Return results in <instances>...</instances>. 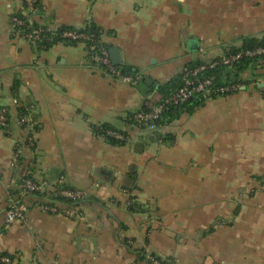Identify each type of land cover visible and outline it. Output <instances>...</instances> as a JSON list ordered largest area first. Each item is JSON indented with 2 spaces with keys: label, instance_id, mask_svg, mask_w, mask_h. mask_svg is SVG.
Masks as SVG:
<instances>
[{
  "label": "crops",
  "instance_id": "1",
  "mask_svg": "<svg viewBox=\"0 0 264 264\" xmlns=\"http://www.w3.org/2000/svg\"><path fill=\"white\" fill-rule=\"evenodd\" d=\"M40 2L34 24L91 22L117 48L118 65L141 78L104 76L82 43L39 48L13 37L9 18L20 1L0 0V105L10 122L0 128V253L19 264H264V59L242 72L238 91L153 131L129 121L185 64L263 35L264 0ZM20 106L34 122L32 146ZM101 124L127 139L107 142L93 130ZM29 170L50 182L62 174L89 198L72 217L32 203L23 221L6 225L8 193Z\"/></svg>",
  "mask_w": 264,
  "mask_h": 264
},
{
  "label": "built area",
  "instance_id": "2",
  "mask_svg": "<svg viewBox=\"0 0 264 264\" xmlns=\"http://www.w3.org/2000/svg\"><path fill=\"white\" fill-rule=\"evenodd\" d=\"M24 3L22 13L25 19H22L14 14L9 18L10 33L13 37H21L25 41L36 45L43 41L42 34L49 33V37L56 36L72 43H82L87 55V62L91 66H97L100 72L107 77L125 83L135 84L140 78V74H131L123 72L110 58L108 48L103 44V32L95 35L91 32H86L82 28H68L59 30L50 26L33 25L32 15L37 12V7L34 5L35 0H19ZM27 24L29 29L22 30V25ZM264 55V42L244 49H233L226 47L222 54L207 62L197 63L194 65L185 64L180 72V84L177 89L171 92L167 97L154 100L151 96L146 97L140 109L135 111L132 116V126L155 130L157 128L156 121L162 112L170 105H181L186 103L192 97L203 94H230L239 90V84L231 83L226 85H214V76L209 73L212 69L219 65L231 67L236 61L242 58L262 57ZM263 95H264V87ZM18 123L27 127L30 134L27 137L29 145L35 144V127L34 122L28 113H21L18 118ZM10 126L8 109L4 105H0V128L7 130ZM102 138L106 136L125 141L127 135L117 130L107 129L103 132H97ZM16 155H14L11 166L16 165ZM68 182L62 174H59L55 180L50 183L47 179L39 176L37 171L31 170L26 177L21 179L19 193H8V206L5 210L4 221L8 225L13 221H23L27 207L34 203L43 211L48 213H59L65 216L77 215V206L67 207L63 204H50L51 199H38L33 194L35 191L52 190L55 194L65 197L73 201H82L89 196L86 189L68 187ZM21 195V198H18ZM27 197H33V201H27ZM153 264H171L161 263L154 258H150ZM16 256L0 253V264H17Z\"/></svg>",
  "mask_w": 264,
  "mask_h": 264
},
{
  "label": "trees",
  "instance_id": "3",
  "mask_svg": "<svg viewBox=\"0 0 264 264\" xmlns=\"http://www.w3.org/2000/svg\"><path fill=\"white\" fill-rule=\"evenodd\" d=\"M34 5L37 7V12L41 11V2L40 0H35ZM24 7V3L20 2V8L17 9L13 14L15 16H18L22 19H25V15L22 13V9ZM12 14V15H13ZM34 26H36V24L33 23ZM22 30H28L29 27L27 24H24L21 26ZM71 27H67V26H61L59 28V30H63V29H68ZM82 29H84V31L86 32H91L94 33L95 35H98L100 32H103L102 29L98 26H95L94 24H92L91 22H88L87 24H85V26L82 27ZM42 38L43 41H40L38 43H36V46L41 48V47H48L54 43L57 42H66V43H72L71 41L68 40H64L61 39L59 37L56 36H50L49 37V33H44L42 34ZM264 42V34L261 35L260 37H245L242 40V44L240 47L238 48H233V49H244L247 47H254L260 43ZM103 44L109 49V45L106 44L103 41ZM260 59H264V55L262 57H251V58H242L241 60L236 61L231 67H225L222 65L217 66L216 68L212 69L211 71H209L210 74H212L214 76V85L218 86V85H226V84H231V83H237L239 84V87L241 86V84L243 83V81L241 80V74L242 72H244L246 69H254V66H256V64L259 63ZM197 63H189V65H194ZM123 72L125 73H129L126 69H124L123 67L117 65ZM180 84V76L179 74L174 76L173 78H171L169 81H167L164 84H161L158 87V91L161 94V99L167 97L171 92L175 91L177 89V87ZM18 88L17 83H14L12 86V92L15 93L16 90ZM222 95H226V94H222ZM216 96H221V95H217L215 93H211L210 95L206 96L203 94H199L196 95L194 97H192L191 99H189L186 103L181 104V105H170L168 106L160 115V117L158 118V120L156 121L157 125L160 124L161 122H163L165 119L166 121H170L171 119L174 118L175 114H177L179 111H185L187 113H191L196 107H198L199 105H201L206 98L208 97H216ZM20 108V114L21 113H27L26 109L22 106L19 107ZM8 109V108H7ZM134 113V112H133ZM133 113H131L129 115V121L130 123L132 122V116ZM107 129H112V130H117L114 127L107 125V124H101L98 126H94L93 130L95 133L97 132H103ZM118 131V130H117ZM107 142L111 143V144H120L123 143V141H120L118 139L112 138V137H108L106 136L104 138ZM18 160V158H16V161ZM31 171V170H29ZM27 171L22 177H26L27 173L29 172ZM44 178V177H42ZM21 179L18 182L17 188L15 190H11L10 192L12 193H19V187L21 184ZM46 179V178H45ZM50 182V181H49ZM52 183V182H50ZM66 186L68 187H72L69 184H67ZM36 198L38 199H44V198H49L51 199L50 204H63L67 207H74L76 205H79L80 203H82L83 201H85L86 199L89 198V196L82 200V201H73L70 199H67L65 197H62L60 195L55 194L52 190L50 189H46L44 191H35L33 192V194ZM18 198H21V195H18ZM132 201V199H130ZM133 201L132 203L129 205L130 208H136L133 205ZM5 254H9V253H5ZM9 255H13V254H9ZM155 260L161 262V263H168V261L165 260H161L158 258H154ZM17 264H19L17 262ZM149 264H153V261L150 259L149 260Z\"/></svg>",
  "mask_w": 264,
  "mask_h": 264
},
{
  "label": "water",
  "instance_id": "4",
  "mask_svg": "<svg viewBox=\"0 0 264 264\" xmlns=\"http://www.w3.org/2000/svg\"><path fill=\"white\" fill-rule=\"evenodd\" d=\"M108 50H109V55H110V58H111L112 62L114 64L118 65L119 64V54H118L117 48L111 47ZM145 82L148 83L149 82V78H146ZM263 85H264V83H260L259 84V86H263Z\"/></svg>",
  "mask_w": 264,
  "mask_h": 264
}]
</instances>
